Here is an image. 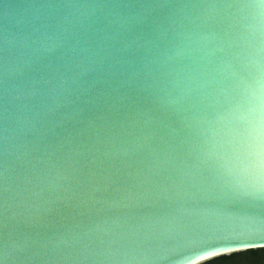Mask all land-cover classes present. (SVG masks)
I'll use <instances>...</instances> for the list:
<instances>
[{
  "label": "water",
  "instance_id": "95a60500",
  "mask_svg": "<svg viewBox=\"0 0 264 264\" xmlns=\"http://www.w3.org/2000/svg\"><path fill=\"white\" fill-rule=\"evenodd\" d=\"M254 93L264 0H0V264L264 249Z\"/></svg>",
  "mask_w": 264,
  "mask_h": 264
},
{
  "label": "clouds",
  "instance_id": "9594fccd",
  "mask_svg": "<svg viewBox=\"0 0 264 264\" xmlns=\"http://www.w3.org/2000/svg\"><path fill=\"white\" fill-rule=\"evenodd\" d=\"M254 106L250 109L249 162L243 173L247 185L254 190H264V96L254 93ZM258 247L264 248V245ZM193 264H200L194 261Z\"/></svg>",
  "mask_w": 264,
  "mask_h": 264
},
{
  "label": "trees",
  "instance_id": "16d2710c",
  "mask_svg": "<svg viewBox=\"0 0 264 264\" xmlns=\"http://www.w3.org/2000/svg\"><path fill=\"white\" fill-rule=\"evenodd\" d=\"M263 255L264 249L247 250L230 256L215 258L203 264H251L252 261L261 259Z\"/></svg>",
  "mask_w": 264,
  "mask_h": 264
},
{
  "label": "flooded vegetation",
  "instance_id": "af4514ba",
  "mask_svg": "<svg viewBox=\"0 0 264 264\" xmlns=\"http://www.w3.org/2000/svg\"><path fill=\"white\" fill-rule=\"evenodd\" d=\"M262 258L261 259H259V260H254V261H252V263L251 264H264V255L263 256H261Z\"/></svg>",
  "mask_w": 264,
  "mask_h": 264
}]
</instances>
